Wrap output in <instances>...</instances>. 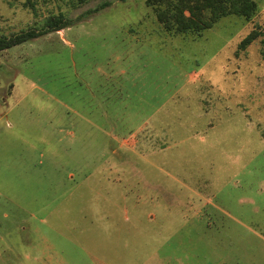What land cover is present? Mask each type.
<instances>
[{
	"label": "rangeland",
	"instance_id": "obj_1",
	"mask_svg": "<svg viewBox=\"0 0 264 264\" xmlns=\"http://www.w3.org/2000/svg\"><path fill=\"white\" fill-rule=\"evenodd\" d=\"M103 1L110 6L87 15ZM257 1L251 21L223 18L193 40L166 34L145 0H0V36L60 12L75 21L0 53V113L11 120L7 127L0 119V264H219L214 257L229 254L264 264V0ZM254 29L263 36L239 51ZM191 75L214 80L199 92L214 104L220 128L209 135L219 143L186 139L183 152L168 151L169 162L153 161L164 150L165 135L153 128H163L160 114L158 125H141L130 138L128 112H137L136 100H152L156 111ZM115 79L124 88L118 116H128L118 135L82 112L84 94L98 108L96 88ZM228 151L240 161L229 163ZM179 171L186 185L214 173V191L196 188L213 195L214 206L176 179Z\"/></svg>",
	"mask_w": 264,
	"mask_h": 264
},
{
	"label": "crops",
	"instance_id": "obj_2",
	"mask_svg": "<svg viewBox=\"0 0 264 264\" xmlns=\"http://www.w3.org/2000/svg\"><path fill=\"white\" fill-rule=\"evenodd\" d=\"M212 80L213 79H209L206 77L191 75L188 78V80L185 81L183 85L180 87L181 89L178 88V90H181V92L177 90L173 92V94L171 93L167 97H165L164 100L166 102H163L156 111L154 110V108H151L152 100H136L135 103L138 104L137 112L136 110L133 113L128 112V114L130 115L134 114L135 116L129 122L131 128L128 130V133H130L131 135L130 138L132 136L135 137L136 133L138 134V132L141 130L140 129L141 125L148 126L151 121L152 124H157L156 121L153 122V120H155L156 116H159L160 114V117L158 119L160 121L163 120L162 123V125H164L163 128L165 126L167 128H165L166 129L165 132L163 131L162 127H153V128H155V130L159 131L160 133H164L165 138L164 140H162L161 143V147H162L161 149L164 150L151 155V157L155 159V160L153 159V161H157L158 163L161 164H164V162H169V158H167L168 151H172V149H175L176 151L183 152L182 147L179 145V143L185 142L186 139L187 140L196 139L199 143H204L207 147L216 149L219 143V137L217 136L216 138L215 136L209 135V132L213 131L212 130L213 128L214 131L216 128H220L219 124L214 123V104L210 103V107H207L204 104L205 102L203 101L204 99L200 98L201 94L199 92V86L202 84L204 85L211 84L213 85L212 88H214V80L213 81ZM140 81L141 80L139 81L135 79L133 80V84L135 85L134 86L135 88L138 85H140ZM121 84L122 82L117 83V79L109 80V81L107 80L106 82H104V85L100 84V86L96 88L97 90L95 89L98 92L97 100L100 101V104H98L99 105L98 108L92 107V101L95 100L94 98L91 97L92 94L91 95L88 94V96L84 94L82 98V106H83L82 112H84L85 114L84 113L83 114L86 115L87 117L84 119L86 120L93 119L92 117L94 116L100 117L99 121H101L100 123L103 129L104 127L106 130L111 128L109 131H111L112 133H116V135H118L117 133L119 132L116 131L117 130L116 127L120 125L124 119L128 118V116L126 115L118 116V115H124L123 112L121 111L124 109L123 104L125 102L121 103L122 97L118 98L121 95L122 90L124 89L122 88V86H120ZM88 92L91 93L93 91H88ZM118 92H119V96H118ZM139 92H141V90L138 91V93ZM136 95L138 94L136 93ZM111 98H114L115 100H112ZM72 103H75V101H73ZM140 107H145L146 112L143 110L144 108H140ZM175 107H177V111H178L177 114L174 109ZM237 107L245 110L243 104L241 105L240 103H238ZM139 108L142 109L143 111H139L140 110ZM125 111H127V109ZM234 112L236 113V115H239V117L244 122L243 127L251 130L245 121V117L242 116L237 110ZM8 116H9V111L7 112L4 111L0 113V119L1 118L7 119L8 121L6 123L7 127H9L10 126L9 123H11V120H8L9 119ZM234 118H237V116ZM232 120L233 118H230V120L226 121L227 123L226 130L231 127L228 125V123L229 121ZM87 122L90 121L87 120ZM182 129H186V132L181 131ZM161 155L163 157L161 158V160H157L155 158ZM225 159L229 163H238L240 161V156L238 153L228 151V153L225 156ZM171 162L174 163V161ZM213 164L214 162L210 161L207 165L208 167H211L213 166ZM204 174L202 173L201 175H198L196 178L198 181L195 183L192 182L190 185L188 184L189 186L182 182V178L185 177L182 172L179 171V174L177 175L175 174L177 176L175 178L181 181L189 189L190 187L194 188L195 190L192 191H194L196 194L206 198L209 197V199L212 200L211 205L213 204L214 206L213 195L203 194L202 192L197 191L196 189L197 185L203 188L209 187L211 190L214 189V173L212 174V177H207ZM209 182L212 183L210 184ZM214 208L222 213H225L223 209H219L218 207H214ZM225 215L227 217H230V215L227 213H225ZM220 226L226 228L228 225H226L225 223V224H220L218 227ZM217 241L219 243V240L214 241V243H216ZM229 242L231 243L230 239ZM226 243H228V240L226 241ZM215 259H219V264H229L231 262L233 264L241 263V259L234 254L224 255L221 258L214 257V260Z\"/></svg>",
	"mask_w": 264,
	"mask_h": 264
},
{
	"label": "trees",
	"instance_id": "obj_3",
	"mask_svg": "<svg viewBox=\"0 0 264 264\" xmlns=\"http://www.w3.org/2000/svg\"><path fill=\"white\" fill-rule=\"evenodd\" d=\"M87 1L76 0L74 6L83 5ZM110 4L109 1H103L89 10L87 15L99 13ZM145 6L152 11L166 34L171 37L181 36L193 40L202 38L206 31L215 27L223 18L234 16L244 22H249L257 14L259 8L257 0H145ZM74 24L75 21L67 18L62 12L50 14L40 27H30L10 35L0 36V53L47 34L63 31ZM129 31L135 32L133 28ZM261 36L263 35L260 31L252 30L240 41L238 50H246ZM262 43L264 45V37Z\"/></svg>",
	"mask_w": 264,
	"mask_h": 264
}]
</instances>
